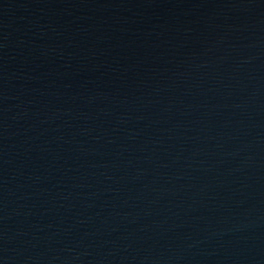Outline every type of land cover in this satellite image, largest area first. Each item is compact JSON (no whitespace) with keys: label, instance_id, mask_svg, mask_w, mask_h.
Returning a JSON list of instances; mask_svg holds the SVG:
<instances>
[{"label":"water","instance_id":"95a60500","mask_svg":"<svg viewBox=\"0 0 264 264\" xmlns=\"http://www.w3.org/2000/svg\"><path fill=\"white\" fill-rule=\"evenodd\" d=\"M0 264H264V0H0Z\"/></svg>","mask_w":264,"mask_h":264}]
</instances>
